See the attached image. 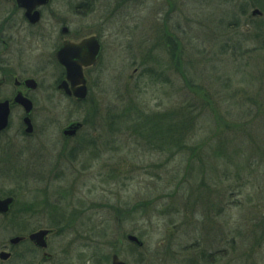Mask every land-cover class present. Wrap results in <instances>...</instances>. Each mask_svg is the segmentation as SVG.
<instances>
[{
	"label": "rangeland",
	"instance_id": "obj_1",
	"mask_svg": "<svg viewBox=\"0 0 264 264\" xmlns=\"http://www.w3.org/2000/svg\"><path fill=\"white\" fill-rule=\"evenodd\" d=\"M83 1L52 0L42 25L68 19L100 36L86 101L58 90L49 43L33 37L28 59L15 57L17 76L39 87L33 131L16 107L0 138V193L16 198L0 247L56 228L55 262L67 248L77 264L114 253L127 264H264V0H89L76 15ZM76 121L83 129L64 137Z\"/></svg>",
	"mask_w": 264,
	"mask_h": 264
},
{
	"label": "flooded vegetation",
	"instance_id": "obj_2",
	"mask_svg": "<svg viewBox=\"0 0 264 264\" xmlns=\"http://www.w3.org/2000/svg\"><path fill=\"white\" fill-rule=\"evenodd\" d=\"M2 1L8 2L11 5L9 7V9L11 8V10H9L6 13L8 14L7 17H4L3 19L0 20V103H4V102L9 103L10 114L8 117V126L4 130L0 131V138L3 137V135H5V133L10 129L11 112L16 107L24 110L21 104L15 102L16 96L18 94H21L24 97L29 98L31 101H33L30 94L33 91L32 89L29 88V86L26 83V80L30 78V77H25V75H27L26 72L27 70H22L19 78L17 76V69L15 67L16 55H18L19 56L18 58L22 61H25L26 58L28 59V55H29L28 50L30 49L28 48V46H30V42L32 41L33 37H38L39 40L42 41V43L50 44L51 55L49 57L57 63V67L60 70L59 78L56 81L57 88L62 93V95L76 101L77 103H79V100L76 97H74L72 94L71 95L67 94L64 90L59 88L60 85L63 83V81L66 80L67 78V69L59 61V52L62 50L64 46L79 45L80 43L88 39H96L97 42L100 44L101 52L99 58L101 57L103 51L100 36L94 32L93 25H69L68 19L62 20V25H42L44 22L43 21L44 11L49 7L52 0H48L46 4L37 5L34 8V11L39 12V20L37 22L31 21V19L27 15L26 8H23L19 5V0H1V2ZM85 4H87L88 9L91 10V7H89L91 3L88 0L81 2V4H78L76 8H74V13L76 15L87 14L88 12L85 13L84 10L80 9L82 5ZM16 14L20 15V21L10 22V20L12 21L13 17ZM89 44L90 43H88V47L85 49V52H89L91 50ZM84 55L85 54L83 53L81 56L85 57ZM93 66L94 65L83 66V73L87 80L88 89H89L88 72ZM24 117H25V111H24ZM83 127H84V123H83ZM79 132L74 137H76L79 134ZM74 137H66V138H74ZM1 141L3 140H0V142ZM1 147L2 145H0V148ZM10 148L7 149L8 155H12L14 153V148L12 149ZM10 196L13 195L0 193L1 199H5ZM15 205H16V200L9 213L2 214L0 212V219L11 220L10 219L11 217L13 216L16 217L13 213V209ZM40 229L43 228L35 229L34 231L28 232L27 234L24 235L22 234L16 235L23 237V239L19 243L11 242L13 238L12 237L9 240L10 245L6 244L1 246L0 264L6 263L15 257H19L22 260H24L25 258L26 260V257L29 255V253L30 254L33 253L36 259L32 264H77L78 263L75 261H67L68 252H69L67 248H64V251L61 252V255H64L63 259L65 260V262L63 261L55 262V258L57 259V257H55L53 252L49 251V248H50V236L55 235L58 232L56 228H48V229H52L53 231L47 236L48 246L46 248H40L34 245L32 240L30 239V236L33 232L38 231ZM25 242L30 243L31 250L22 253L17 249L21 243H25ZM4 252L9 254L7 258L1 257V253Z\"/></svg>",
	"mask_w": 264,
	"mask_h": 264
},
{
	"label": "water",
	"instance_id": "obj_3",
	"mask_svg": "<svg viewBox=\"0 0 264 264\" xmlns=\"http://www.w3.org/2000/svg\"><path fill=\"white\" fill-rule=\"evenodd\" d=\"M48 0H19V5L23 8H26L27 15L31 19L32 22H37L39 20V12L34 11V8L37 5L46 4ZM261 12L256 9L253 11V15H259ZM88 43L90 46V51L85 52V49L88 47ZM100 52V46L96 39H88L80 43L79 45H70L64 46L62 50L59 52V60L66 67L68 72L67 79L71 82L73 86V92L79 100H82L87 95V86L86 79L83 74V66H88L94 64L97 61L98 55ZM85 54V57H82V54ZM27 85L30 88H35L37 83L34 79H28L26 81ZM78 86V87H76ZM60 88H64L67 93L71 94V91L68 88V84L66 81L60 85ZM15 102L21 104L25 111L26 116L24 118L25 125L27 126L26 132L31 133L33 131V124L31 122V112L33 110V103L31 100L23 97L21 94H18L15 98ZM9 103L4 102L0 103V130H3L8 125V117H9ZM82 125L80 123H75L64 130L65 135H75L77 130ZM14 203V198L9 197L4 200L0 199V212L8 213L11 209V206ZM51 233L49 229H43L33 233L30 238L33 242L41 247H47V235ZM127 239L129 242L133 243L138 247H143L144 242L133 234H128ZM22 240V237H15L11 240L13 243H19ZM9 254L1 253V257L7 258ZM112 264H127L125 261L121 260L117 254H114Z\"/></svg>",
	"mask_w": 264,
	"mask_h": 264
},
{
	"label": "trees",
	"instance_id": "obj_4",
	"mask_svg": "<svg viewBox=\"0 0 264 264\" xmlns=\"http://www.w3.org/2000/svg\"><path fill=\"white\" fill-rule=\"evenodd\" d=\"M259 3H261L259 0H257ZM160 117H163L162 115L160 116ZM164 118H166V117H164ZM155 123V124H154ZM164 123V122H163ZM146 124H149V127L152 129L153 127H158V125H156V121H154V122H147ZM187 125L183 122L182 124H179V123H176L175 124V126H174V132L176 133V134H181L183 131H184V129H185V127H186ZM148 133V132H147ZM182 139L184 138V137H181ZM162 141H164V140H162ZM174 143L175 144H180V137L177 135V136H175L174 137ZM160 142V141H159ZM161 143V142H160Z\"/></svg>",
	"mask_w": 264,
	"mask_h": 264
}]
</instances>
